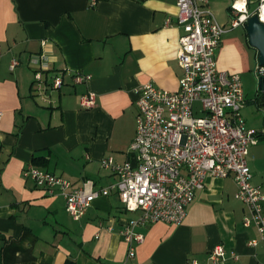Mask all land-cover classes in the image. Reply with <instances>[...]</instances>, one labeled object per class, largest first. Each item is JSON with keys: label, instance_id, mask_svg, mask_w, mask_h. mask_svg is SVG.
Listing matches in <instances>:
<instances>
[{"label": "crops", "instance_id": "crops-1", "mask_svg": "<svg viewBox=\"0 0 264 264\" xmlns=\"http://www.w3.org/2000/svg\"><path fill=\"white\" fill-rule=\"evenodd\" d=\"M177 1L0 0V264H212L218 245L226 249L218 264H264V243L255 226H244L249 212L235 198L233 176L207 177L181 224L139 228L145 239L134 257L120 232L138 213L126 211L115 191L76 221L62 196L24 176L34 166L100 189L117 181L103 159L136 164L130 147L140 87L174 92L183 75ZM238 28L223 36L217 62L242 77L250 58ZM77 75L88 80L78 83ZM88 93L96 101L90 109L81 105ZM248 163L251 183L264 192V138Z\"/></svg>", "mask_w": 264, "mask_h": 264}, {"label": "built area", "instance_id": "built-area-1", "mask_svg": "<svg viewBox=\"0 0 264 264\" xmlns=\"http://www.w3.org/2000/svg\"><path fill=\"white\" fill-rule=\"evenodd\" d=\"M254 4L257 9L251 11L250 6ZM230 11L233 17L228 28L218 22L211 0L177 1V25L181 29L178 63L183 72L179 89L172 92L152 84L140 87L137 131L130 147L136 164H120L113 157L101 161L102 167L110 169L117 178L115 184L95 189L91 181L78 186L34 166L24 171L25 178L38 188L51 196H62L67 212L76 221L86 215L95 200L115 191L126 211L138 213L120 232L129 245L130 257L135 255V246L145 239L137 230L156 223L181 224L196 192L205 188L209 176L234 177L235 198L249 212L244 226H255L264 243V192L251 183L248 163L250 148L264 138V129L248 127L243 110L249 100L242 78L237 73L221 70L217 62V51L226 33L244 27L254 15L264 24V0H233ZM16 65L14 61L12 69ZM253 74L257 83L256 103L264 118V88L261 87L264 65L257 61ZM35 78L42 80L40 71ZM75 80L81 83L88 78L77 75ZM61 85L59 77L52 82L54 88ZM95 104L93 93L81 99L83 108L90 109ZM258 244V240L248 243L253 248ZM225 257L226 249L222 245L210 254L212 264H218Z\"/></svg>", "mask_w": 264, "mask_h": 264}, {"label": "rangeland", "instance_id": "rangeland-1", "mask_svg": "<svg viewBox=\"0 0 264 264\" xmlns=\"http://www.w3.org/2000/svg\"><path fill=\"white\" fill-rule=\"evenodd\" d=\"M216 3H213L215 2ZM231 3L232 0H223V2L221 3V0H214L212 1L211 4V8L213 9V13L215 14L216 18L218 19V22L223 23V19H227V27L231 25V20H230V15L227 12V9H229L231 7ZM220 8L222 9L223 12V16L220 17L217 14V11L215 8ZM257 9V4L251 5L250 6V10L251 11H255ZM228 27V28H229ZM239 32L243 31V28L240 27L238 28ZM218 52V51H217ZM249 58H250V71L247 72L246 74L242 75V82H243V87H244V92L245 95L247 97V99L249 100L248 105L246 106V108L243 110V115L248 123V126L250 128L256 129V130H261L264 129V118L260 112V110L257 107V103H256V95H257V91H256V80L253 74V70L255 67V52L252 49H249ZM263 102L262 99V94L259 95L258 98V103L259 105H261ZM196 106H199V104L197 103Z\"/></svg>", "mask_w": 264, "mask_h": 264}, {"label": "water", "instance_id": "water-1", "mask_svg": "<svg viewBox=\"0 0 264 264\" xmlns=\"http://www.w3.org/2000/svg\"><path fill=\"white\" fill-rule=\"evenodd\" d=\"M243 28L248 47L255 52V63L258 61L264 65V24L259 21L257 15H254L249 18ZM261 87L264 88V79L261 81Z\"/></svg>", "mask_w": 264, "mask_h": 264}, {"label": "trees", "instance_id": "trees-1", "mask_svg": "<svg viewBox=\"0 0 264 264\" xmlns=\"http://www.w3.org/2000/svg\"><path fill=\"white\" fill-rule=\"evenodd\" d=\"M230 10H231V7L228 9V12H230Z\"/></svg>", "mask_w": 264, "mask_h": 264}]
</instances>
